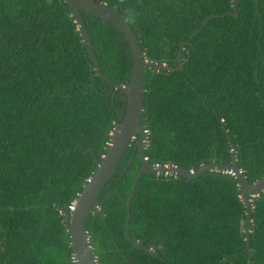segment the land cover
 Here are the masks:
<instances>
[{"label": "trees", "instance_id": "1", "mask_svg": "<svg viewBox=\"0 0 264 264\" xmlns=\"http://www.w3.org/2000/svg\"><path fill=\"white\" fill-rule=\"evenodd\" d=\"M127 20L145 59V156L155 166L231 163L264 177V0H100ZM208 24L191 36L210 17ZM103 74L128 85L126 36L81 10ZM187 42L183 45V43ZM98 75L66 0H0V264H76L66 225L127 97ZM140 136L85 231L99 264H251L235 176L142 173ZM251 260L264 264V193L252 198ZM138 242L141 247L136 246ZM151 250V251H150Z\"/></svg>", "mask_w": 264, "mask_h": 264}, {"label": "water", "instance_id": "2", "mask_svg": "<svg viewBox=\"0 0 264 264\" xmlns=\"http://www.w3.org/2000/svg\"><path fill=\"white\" fill-rule=\"evenodd\" d=\"M68 3L71 15L75 18V22L78 25V30L81 33V37L85 46L94 62L95 69L99 76L109 84L111 87L110 92L114 88L123 91L127 97V110L123 122L117 124L111 134V141L106 148V153L102 157V161L98 166L97 171L88 181L81 194L76 200L75 209L71 214H67L66 225L68 232L70 233L72 248L74 251L76 264H99L97 257L94 254L93 247L90 244V236L85 231V222L89 216L95 212H101V207L98 204V199L120 163L122 157L126 153L131 143L140 136V157L144 162V166L137 174L132 193L127 202V226L126 235H129V216L130 206L133 199L137 184L142 173L158 174V175H176L186 178H198L207 172H224L235 176L238 186L241 190V198L246 204V242L247 249L251 260L252 249L250 247V234L252 229V213H253V200L252 198L260 196L264 193V177L255 183H248L246 177L241 170L237 159V147L232 143V162L231 163H210L203 164L196 170L180 169L176 166H155L152 165L148 158L145 156V150L147 146L148 130L145 125L140 124L141 115L144 110V95L146 86L144 83V73L146 68H154L157 70H181L182 64H179L177 68H172L166 64H157L145 59L144 52L141 48L140 41L128 24L127 20L123 19L115 10L110 8L107 4L100 0H66ZM238 0H233L234 11L224 15H232L238 17L237 9ZM260 0H256V12L260 14L259 10ZM81 10L93 14L120 30L128 39L132 53V75L128 85L118 84L115 85L110 81L101 71L97 58L95 56L91 41L84 25ZM224 15L210 16L203 25L191 36L190 40L197 35L213 17H221ZM187 42L183 43L186 44ZM136 246L141 247L138 242H134ZM151 251V250H150Z\"/></svg>", "mask_w": 264, "mask_h": 264}, {"label": "built area", "instance_id": "3", "mask_svg": "<svg viewBox=\"0 0 264 264\" xmlns=\"http://www.w3.org/2000/svg\"><path fill=\"white\" fill-rule=\"evenodd\" d=\"M75 205H76V201L72 204V207H71L72 211L75 209Z\"/></svg>", "mask_w": 264, "mask_h": 264}]
</instances>
